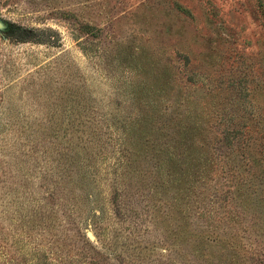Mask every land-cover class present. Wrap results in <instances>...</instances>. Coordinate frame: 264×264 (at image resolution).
Returning a JSON list of instances; mask_svg holds the SVG:
<instances>
[{
  "label": "rangeland",
  "instance_id": "1",
  "mask_svg": "<svg viewBox=\"0 0 264 264\" xmlns=\"http://www.w3.org/2000/svg\"><path fill=\"white\" fill-rule=\"evenodd\" d=\"M0 21V264H264V0Z\"/></svg>",
  "mask_w": 264,
  "mask_h": 264
},
{
  "label": "water",
  "instance_id": "2",
  "mask_svg": "<svg viewBox=\"0 0 264 264\" xmlns=\"http://www.w3.org/2000/svg\"><path fill=\"white\" fill-rule=\"evenodd\" d=\"M3 28V23L0 21V29Z\"/></svg>",
  "mask_w": 264,
  "mask_h": 264
}]
</instances>
